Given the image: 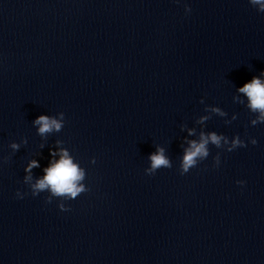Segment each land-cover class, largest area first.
I'll return each instance as SVG.
<instances>
[{"label": "clouds", "instance_id": "obj_1", "mask_svg": "<svg viewBox=\"0 0 264 264\" xmlns=\"http://www.w3.org/2000/svg\"><path fill=\"white\" fill-rule=\"evenodd\" d=\"M249 3L257 9L258 12L264 13V0H249ZM185 12H191V8L185 5ZM239 93L244 94L247 97L248 104L247 108L252 113H258L255 119H251V125L255 126L257 124H264V71L260 73L259 76H253V78L246 82L242 87L237 89ZM238 100V97L234 98ZM243 103L242 101H240ZM200 103H204L201 99ZM205 111H211L217 113L221 116L226 115L222 112L220 108H205ZM58 117V118H57ZM237 117L234 115L232 120ZM210 119L208 116H201L199 122ZM231 121H225L226 124H230ZM65 123L64 113L60 112L55 116L50 115H40L34 121L33 125L37 127V134L41 137H46L48 134L53 132H60ZM193 132L190 131L189 135ZM21 143L27 144V139L21 140ZM57 144L62 143V141H57ZM188 147L184 149V154L180 161L179 172L184 175L190 171V169L195 168L200 161L205 160L210 152L208 145L211 143L218 149H224L227 152H232L237 148L247 147L244 140L240 138L239 135L234 136L231 140L225 135L217 134L215 131L209 133H200L199 140H190L187 142ZM250 143L252 145L257 144L255 138H250ZM13 152L19 150L21 144L12 142L10 145ZM43 147V145H41ZM50 154L55 156L57 153L50 150ZM60 159L58 161L52 162L48 167L43 169L44 175L42 178H38L33 182L32 169L39 167V162L37 160H31L27 167L24 169L28 175L23 177V182L29 186L32 196H37L42 192H47L49 195L46 198V203H51L53 198H59L61 202L58 207L61 211H69L70 208L63 203L64 200H74L82 193L88 192L87 188L83 183H80L85 179V171L80 168L77 164L73 163V159L69 155L67 149H60ZM150 165L145 169L146 175H154L159 169L172 168L173 164L171 159L166 156L165 149L158 146L156 151L151 153L148 157ZM92 163H95V158H93ZM220 156L219 153L214 157V165L219 166ZM239 185H243L244 181H237ZM27 193H21L17 191L16 196L18 198H23Z\"/></svg>", "mask_w": 264, "mask_h": 264}]
</instances>
